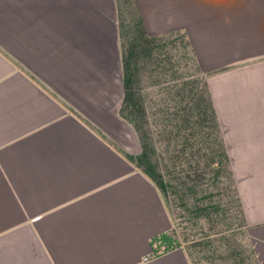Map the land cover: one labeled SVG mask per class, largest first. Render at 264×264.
<instances>
[{"label": "crops", "instance_id": "obj_1", "mask_svg": "<svg viewBox=\"0 0 264 264\" xmlns=\"http://www.w3.org/2000/svg\"><path fill=\"white\" fill-rule=\"evenodd\" d=\"M151 34L185 32L208 73L264 264V0H136ZM118 0H0V264H194L153 254L176 226L161 187L123 151Z\"/></svg>", "mask_w": 264, "mask_h": 264}, {"label": "trees", "instance_id": "obj_2", "mask_svg": "<svg viewBox=\"0 0 264 264\" xmlns=\"http://www.w3.org/2000/svg\"><path fill=\"white\" fill-rule=\"evenodd\" d=\"M124 37L120 114L142 150L126 155L164 191L176 222L153 237V254L186 245L194 264H261L208 73L187 34H151L136 0H118ZM177 224V223H176Z\"/></svg>", "mask_w": 264, "mask_h": 264}, {"label": "rangeland", "instance_id": "obj_3", "mask_svg": "<svg viewBox=\"0 0 264 264\" xmlns=\"http://www.w3.org/2000/svg\"><path fill=\"white\" fill-rule=\"evenodd\" d=\"M125 150H127L128 152H132L134 153V151L132 149H127V148H124ZM176 218V217H175ZM176 228L179 232H182L183 228H184V225H180L178 222H176Z\"/></svg>", "mask_w": 264, "mask_h": 264}]
</instances>
